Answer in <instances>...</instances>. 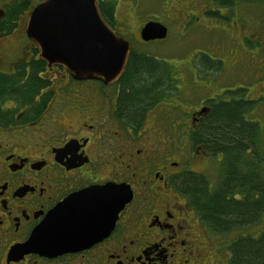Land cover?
<instances>
[{
  "label": "flooded vegetation",
  "instance_id": "flooded-vegetation-1",
  "mask_svg": "<svg viewBox=\"0 0 264 264\" xmlns=\"http://www.w3.org/2000/svg\"><path fill=\"white\" fill-rule=\"evenodd\" d=\"M41 1L0 0V264H229L230 241L200 218L180 180L191 173L207 181L211 169L219 174L223 154L213 156L194 137L216 104L243 100L251 106L243 117L260 126L253 110L264 103L245 97L244 87L215 94L213 89L223 78L257 79L253 72L259 76L264 70V42L262 51L251 56L234 47L220 56L217 46L211 49L214 56L202 54L194 67L200 74L212 72L214 81L190 83L187 93L179 86L185 76L170 71L175 85L163 102L130 119L122 111L126 97L118 83L78 80L39 57L26 24ZM220 2L221 10L209 12L213 20L198 8L197 20L186 24L189 35L203 29V37L215 33L232 38L231 23L247 25L248 32L251 25L245 18L229 19L235 0ZM182 5L186 12L176 20L187 22L190 5ZM154 20H144L138 39L143 24ZM263 24L257 28L264 31ZM241 38L236 42L258 43L247 34ZM258 88L251 96L261 93ZM150 140L154 147L147 145ZM192 157L199 158L196 165L204 171L194 168ZM107 183L122 186L131 197L112 226L108 216L102 221L105 234L64 252L20 247L59 202Z\"/></svg>",
  "mask_w": 264,
  "mask_h": 264
},
{
  "label": "trees",
  "instance_id": "trees-1",
  "mask_svg": "<svg viewBox=\"0 0 264 264\" xmlns=\"http://www.w3.org/2000/svg\"><path fill=\"white\" fill-rule=\"evenodd\" d=\"M97 2L105 21L116 27L113 2ZM170 70L163 61L131 49L116 82L124 90L122 111L130 119L171 91L172 83L164 80ZM250 107L243 100L220 102L195 130L196 143L213 156L223 154L216 185L211 189L203 176L191 173L180 180L200 218L217 233L243 229L264 218V169L257 147L261 126L243 117ZM245 232L237 233L226 246L228 263L264 264V227L254 234Z\"/></svg>",
  "mask_w": 264,
  "mask_h": 264
},
{
  "label": "water",
  "instance_id": "water-1",
  "mask_svg": "<svg viewBox=\"0 0 264 264\" xmlns=\"http://www.w3.org/2000/svg\"><path fill=\"white\" fill-rule=\"evenodd\" d=\"M166 32L160 22L148 21L140 37L162 39ZM26 33L42 59L65 67L76 79L114 82L130 51V42L103 19L97 0H43L29 15ZM129 199L130 191L112 183L74 192L49 212L20 247L50 253L79 248L105 234L107 226L102 221L108 216L112 226Z\"/></svg>",
  "mask_w": 264,
  "mask_h": 264
},
{
  "label": "rangeland",
  "instance_id": "rangeland-1",
  "mask_svg": "<svg viewBox=\"0 0 264 264\" xmlns=\"http://www.w3.org/2000/svg\"><path fill=\"white\" fill-rule=\"evenodd\" d=\"M111 1L114 5L116 27L119 28L124 33L126 38L131 42L132 49L139 53L148 55L149 57H153L157 60L163 61L169 66V69H171L170 71H174L175 75L178 74L180 76H185L182 82L179 81V86L182 87L184 93L188 92V88L191 85L190 83H199L203 80H210L211 82L214 81L212 72L200 74V72H197L194 65L195 59L198 60V58L202 54L208 55L209 57L214 56L215 53L214 51H211V49H214L215 46L221 48L223 53H221L220 56L225 55V50L233 49V47L240 52L249 54V56L255 54L256 52H261L263 49L262 44L264 42V31L261 27H257H259L258 24H263L262 16L264 15V0H235L233 6L230 8L231 15L229 16V19L231 21H234L237 20L238 17L245 18L250 22L251 25L248 29V32H253L254 35H251L247 32V25L241 27L240 25H232L231 23V27L229 26V30H231V33L228 34L233 33L234 35H232V38H229V36L224 37L222 36V34H220L219 36H222L220 39H217V37L219 36L215 33L209 34V36L206 37L201 36V34L206 35V31H204L203 29L202 32H199L197 35H189L191 28L189 26L188 28L186 25L188 22L194 23L197 20L196 16H198L199 13L198 8H202L205 10V12L207 13L205 14L207 15L206 19L213 20L214 18H216L210 15L209 12L218 11L221 10L222 7H224V4H222L220 0H179L178 2L177 0ZM169 2H172L171 11L168 10ZM182 3L190 5L189 10L187 11V15H189L187 22L186 20H176L177 17L184 16L186 12L185 5H182ZM147 18L156 19L157 21H160L168 27L166 38L153 41H142L138 39L137 30ZM229 22L230 21H228V23ZM212 23L214 22H208L207 25L210 26ZM224 28L226 29L225 26ZM244 34H247L248 37L253 38L254 40H258V43H250L245 39L244 40L246 42H236L238 39L235 38H239L240 40H242L241 36H243ZM247 42H249V44ZM253 73L257 79L249 76L245 78L232 76L231 78H223V80L217 81L214 84V88L216 90L213 89V94L218 93V91L222 92L226 89H232L241 86L246 89L244 93L245 97L250 96L253 97V99H258L257 104L264 103V70L261 71L259 76L257 74L258 71H254ZM51 75H54V73L52 72ZM164 80L171 83L174 82L171 76H168V78H164ZM258 87L262 88L261 93L258 96H251L254 95L255 92L259 89ZM158 102L161 103L163 101L159 100ZM158 102L156 101L151 104V106H147L142 111V113L151 107H155ZM180 107L182 106L180 105ZM258 107L256 108L257 110L255 112L253 110V117L260 122L261 126V133L258 138L257 147L259 150V155L262 158L261 164H263L264 169V107ZM175 138L176 135H173L174 141ZM163 139L164 138H162V140ZM170 139L172 140V136H170ZM147 145L154 147L152 140H150ZM158 145L163 146V142L158 143ZM192 158L193 159L191 162L195 164L194 168L200 171H204V168H200L198 165H196L199 158ZM207 181L209 188L214 187L217 182V173H215V170H209ZM263 227L264 218H261V221H259V223L253 224L251 226H246L243 229H236L232 232L219 234H222L221 237L225 242H229L236 236L237 233L247 231L245 233L254 234ZM222 249H224V247H222ZM224 251L226 252L225 249Z\"/></svg>",
  "mask_w": 264,
  "mask_h": 264
}]
</instances>
